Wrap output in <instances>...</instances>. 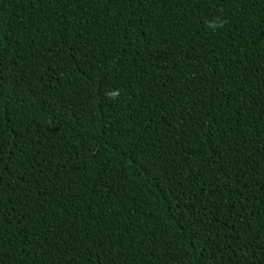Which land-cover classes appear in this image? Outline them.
<instances>
[{
  "label": "trees",
  "instance_id": "1",
  "mask_svg": "<svg viewBox=\"0 0 264 264\" xmlns=\"http://www.w3.org/2000/svg\"><path fill=\"white\" fill-rule=\"evenodd\" d=\"M0 264H264V0H0Z\"/></svg>",
  "mask_w": 264,
  "mask_h": 264
}]
</instances>
